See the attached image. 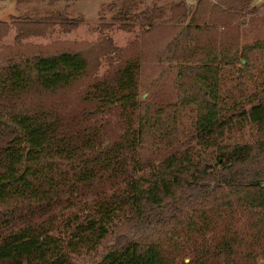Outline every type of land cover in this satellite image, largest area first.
Instances as JSON below:
<instances>
[{"label":"trees","instance_id":"trees-1","mask_svg":"<svg viewBox=\"0 0 264 264\" xmlns=\"http://www.w3.org/2000/svg\"><path fill=\"white\" fill-rule=\"evenodd\" d=\"M251 2L198 0L192 10L182 3L171 10L175 19L225 29L253 9ZM131 10L122 4L113 18L126 20ZM139 15L147 31L154 30L158 13ZM65 21L66 30L78 22ZM38 29L25 28L17 37ZM177 41L168 52L174 53ZM236 44L221 42L179 65L189 83L180 102L196 106L194 145L210 157L192 159V145L170 154L149 177L130 174L119 157L175 134L176 111L169 107L163 116L162 107L143 108L134 48L118 47L102 32L50 53L23 56L17 47L16 56H0V264H75L82 253L91 264H177V254L151 234L178 224L189 209L200 210L202 220L191 224L196 252L181 264H264V98L241 112L255 137L229 143L222 138L228 120L216 61L235 65ZM254 49H264V40L244 45L241 65ZM102 59L107 64L100 73ZM110 111L124 118L117 142L105 138L98 121L97 114ZM209 198L219 201L208 211L212 218L192 208Z\"/></svg>","mask_w":264,"mask_h":264},{"label":"rangeland","instance_id":"rangeland-1","mask_svg":"<svg viewBox=\"0 0 264 264\" xmlns=\"http://www.w3.org/2000/svg\"><path fill=\"white\" fill-rule=\"evenodd\" d=\"M207 1V0H206ZM209 5L214 0H208ZM198 0H0V26H7L5 33L0 32V56L7 58L16 56H31L34 52L50 53L67 45V42L92 41L100 33L110 36L118 47L134 48L135 57L139 61L137 76V92L143 108L148 111L160 107L164 115L175 107L177 132L170 134L166 140H158L156 144L145 143L137 146L129 154L120 156L124 168L130 174L149 177L153 171L161 169L163 162L172 153H179L195 144L196 106L180 102L188 93L189 83L179 75L181 63L204 55L206 50L220 45L221 42H237L238 49L235 65H220V95L223 118L227 117L224 142H235L255 137V130L241 113L250 105L264 98V49H254L246 52L245 44L254 40H264V0H252L250 11H245L229 26L222 29L220 23H189L188 20L175 19L171 7L182 3L192 10ZM131 5L132 10L126 20H115L113 15L122 6ZM158 13L153 21L154 30L147 31L146 21L139 15L143 10ZM179 11V8L176 9ZM65 20H78L75 27L63 28ZM63 22V23H62ZM157 26H159L157 28ZM201 26L202 29H196ZM40 28L39 34L17 37L23 29ZM176 42L174 53L168 52L169 43ZM18 44V45H16ZM13 47V50L10 48ZM185 47V49H181ZM241 60V62H240ZM107 62L101 60L100 73ZM171 111V110H170ZM169 112V111H168ZM98 121L103 123L105 138L109 141H119L125 129L123 117L116 111L97 114ZM92 118V117H91ZM3 137L2 143L7 140ZM169 140V141H168ZM172 140V141H170ZM116 141V142H117ZM209 150L194 145L191 149L192 159L209 158ZM264 185V183H262ZM217 199H205L200 206L206 217L212 218L208 212L217 208ZM199 211L193 213L187 210L178 224H164L152 232L153 238H158L162 247L177 254V264L191 258L196 252L197 237L195 227L202 218ZM244 218V217H243ZM243 220V219H242ZM208 235L210 233H207ZM195 255V254H194ZM194 257V256H193ZM192 257V258H193ZM75 264H91L86 254L74 256Z\"/></svg>","mask_w":264,"mask_h":264}]
</instances>
